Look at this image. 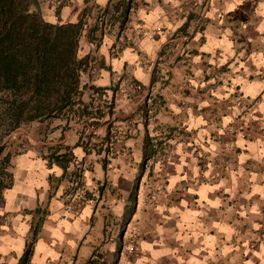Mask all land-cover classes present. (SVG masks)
Segmentation results:
<instances>
[{
    "label": "crops",
    "instance_id": "1",
    "mask_svg": "<svg viewBox=\"0 0 264 264\" xmlns=\"http://www.w3.org/2000/svg\"><path fill=\"white\" fill-rule=\"evenodd\" d=\"M43 1L46 20L88 31L96 8L129 5L79 49L96 55L82 85L115 96L89 143L110 125L111 151H87L84 128L55 118L0 155V264H19L30 241L29 264H264V0ZM67 150L65 170L50 156ZM78 162L89 167L76 175Z\"/></svg>",
    "mask_w": 264,
    "mask_h": 264
},
{
    "label": "trees",
    "instance_id": "2",
    "mask_svg": "<svg viewBox=\"0 0 264 264\" xmlns=\"http://www.w3.org/2000/svg\"><path fill=\"white\" fill-rule=\"evenodd\" d=\"M40 4L41 0H0V116L9 132L23 123L35 120L66 118L68 125L76 117L78 121L83 117L99 120L106 114L103 105H95L97 98L94 95L90 102L83 99L86 89L104 93L103 88L81 83V75L90 68L93 57L79 56L87 22H48L42 15ZM115 8L118 11V7ZM128 9L129 5L124 6L122 15L117 17L121 19V24L127 19ZM108 12L106 9L103 14ZM104 34L102 26L97 22L88 32L89 41L98 44ZM112 90L115 95L117 87L113 86ZM112 99L110 106L105 105L110 107V115L113 114L115 96ZM99 124L92 122L91 126ZM94 136V132L86 134L83 130L79 143L87 151L96 148L99 152L108 142L105 148L108 153L112 136L110 125L100 147L96 143L90 146ZM72 158L68 150L63 153L54 152L50 156L65 170ZM106 166L107 159L104 160ZM82 170L77 166L74 174L79 175ZM8 186L9 183L0 180V193ZM32 245L33 241L27 244L19 264L30 263Z\"/></svg>",
    "mask_w": 264,
    "mask_h": 264
},
{
    "label": "rangeland",
    "instance_id": "3",
    "mask_svg": "<svg viewBox=\"0 0 264 264\" xmlns=\"http://www.w3.org/2000/svg\"><path fill=\"white\" fill-rule=\"evenodd\" d=\"M42 1L43 0H41V2ZM43 2H47V0H44ZM53 2H54L53 5L60 6L64 2L65 3L69 2V0H54ZM50 4H52V3H50ZM109 14H110L109 16L107 14H103L102 15V13L99 11L95 16H93L94 19H95L94 25H95V23L99 22V24L102 26V28L104 30V33H107V32H110L111 31V29L113 28V24H112L113 21L115 22V21H120L121 20V19L118 20L117 17L115 18V17L111 16V14H113L112 12L109 13ZM90 18H91V16H90ZM46 21H48V20H46ZM85 21L87 22L86 19H85ZM48 22H50V21H48ZM51 23H60V22H51ZM88 24L89 23L87 22L86 28H85V32H84V33H87V34L89 32L87 30L88 29V27H87ZM98 34H99V32H98ZM118 36L120 37L121 36V33ZM124 40H125L124 38L121 41L119 39V42L120 43H117L118 44V47H116V50H118L121 47V45H124L123 44L124 43ZM93 61H94V55L91 58V63ZM92 73H95V72H92ZM87 85H88V83H87ZM91 85H94V84L91 83ZM121 86L122 85H120L118 89H120ZM87 90L88 89H86V91ZM104 93H102V91L98 92L96 98H98L99 100L98 99L96 100L95 105H98V104L103 105L104 104V107H102V108H103V111L107 114V112H109V110H110V107H105V105L106 106H110V102L113 99L105 97L104 96ZM86 102H90V98ZM1 107L2 106H1V102H0V114L2 113V108ZM103 117L101 119H99V120L97 118L88 119V117H83V119H81L79 121H78V117H76L74 119H71L70 122H72V123L76 122V123L80 124L81 127L84 128L85 133H87V132L90 133V132L95 131V129L97 128V126L96 127L91 126V123L92 122H99V123H101V122H103ZM59 120L67 121L66 118H58V121ZM40 121H45V120H35V121H32V122L23 123L19 127L15 128L14 130H11L9 132L8 129H7V127H5V125L2 124L1 116H0V148H2L0 155H4V154L6 155L7 153H21V152L25 151L31 145L29 139H31V137L34 138V135L36 136L38 134V132H37V134L35 132V126L34 125H38V122H40ZM113 127H115V126L113 125ZM51 129L52 128L49 126L47 128V130H46V134H49L50 131H51ZM38 131H40V130H38ZM256 131H258V130H256ZM112 132H113V134H117V129L113 128ZM36 138H37V140H40L41 139L42 142H45L47 140L48 136L45 139V134H43V136L36 137ZM40 143L41 142L37 141V144H40ZM6 160L7 159H4V158L0 159V169L2 170V172L4 171V168L6 167V165H5L6 164ZM84 167H89V165L82 164V166L80 168L81 169H84Z\"/></svg>",
    "mask_w": 264,
    "mask_h": 264
},
{
    "label": "built area",
    "instance_id": "4",
    "mask_svg": "<svg viewBox=\"0 0 264 264\" xmlns=\"http://www.w3.org/2000/svg\"><path fill=\"white\" fill-rule=\"evenodd\" d=\"M100 10L99 9H95L93 12H92V14H94V13H98ZM91 16V15H90ZM95 16V15H94ZM89 17V16H88ZM93 55H94V57L96 56L95 55V53H92ZM134 88V90H137V91H142L139 87H137V86H134L133 87ZM94 93V92H93ZM97 94L98 93H94V96L95 97H97ZM98 99V98H97ZM99 100V99H98ZM103 107H104V104H103ZM77 166L80 168L81 166H82V164L81 163H77ZM78 187H80V185H78ZM85 196H84V193H77L76 195H75V197L74 198H72V203L70 204V206H71V209H72V211H74L75 213H78L79 211H80V209H81V206H82V204L84 203V201H85ZM130 251L132 252V253H136L137 252V248H136V246H134V245H132L131 247H130Z\"/></svg>",
    "mask_w": 264,
    "mask_h": 264
}]
</instances>
